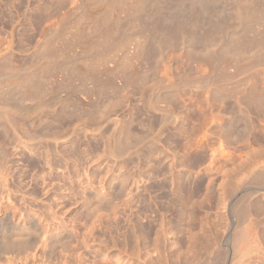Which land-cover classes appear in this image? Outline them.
I'll list each match as a JSON object with an SVG mask.
<instances>
[{
    "label": "rangeland",
    "instance_id": "1",
    "mask_svg": "<svg viewBox=\"0 0 264 264\" xmlns=\"http://www.w3.org/2000/svg\"><path fill=\"white\" fill-rule=\"evenodd\" d=\"M107 1L101 26L79 16L83 30L73 14L82 4L58 23L41 19L49 0L0 6V264H210L195 243L225 221L218 191L264 156V91L253 92L264 28L255 34L263 17L248 18L251 3L247 18L235 0H211L209 11L210 0H185V16L163 6L170 18H155L135 14L158 0Z\"/></svg>",
    "mask_w": 264,
    "mask_h": 264
},
{
    "label": "bare ground",
    "instance_id": "2",
    "mask_svg": "<svg viewBox=\"0 0 264 264\" xmlns=\"http://www.w3.org/2000/svg\"><path fill=\"white\" fill-rule=\"evenodd\" d=\"M23 1H26V0H23ZM23 1L22 0H13V3H15V2H17L18 4H20L21 6L22 5H24V3H23ZM68 1H70V3L68 4V2H67V0H49V3L48 4H45V3H41L42 5H46V6H44V8H45V10H44V12L47 10L48 11V13H47V15L46 16H42L41 17V19H48L49 18V21H47V20H45V21H47V22H51V21H53L54 19L52 18V20H50V18L51 17H54L55 19L58 17L60 20H63V21H65V20H67L68 18H71L72 19V17H69V15L71 16V13H70V11L72 10V9H74V7H72L71 8V6L73 5H75V7H76V9L75 10H72L73 12H75V11H77V5H79V6H81V4H82V6H84V8L83 7H81L80 8V11H81V13L82 14H79V11L78 12H76V13H73L74 15L76 14L77 15V13H78V19H80V15H82L83 17H81V19L82 18H86V17H91L90 19H91V21L93 22V25H94V27L96 26L97 27V25L96 24H98V26H101V23L100 22H102V21H105V20H102L101 19V21L99 22V20H97L98 18H100V16H101V14L100 13H106V12H104L105 10H107L108 8H110V1H107V0H99L98 2H97V4H92V5H95V6H90L91 4V2H90V0L88 1V0H68ZM90 2L89 4L88 3H84V2ZM92 1V0H91ZM144 1V0H143ZM188 1V0H187ZM190 1H194V0H190ZM190 1H188V3L190 2ZM197 1V0H196ZM209 1V0H208ZM214 2H215V0H213ZM235 1H237V2H235V4H236V6H237V10H238V12L239 13H241V14H244L245 16H243V17H245V18H247V16H248V13H246V11H248L247 10V8H249V7H251V5H252V7L254 8L253 10H251V8H250V10L251 11H254V12H251V13H249V16H248V18L251 16V14L253 15L254 13H255V16H256V19L258 18H261V17H263V18H261V23H260V21L258 22V25H256L257 27H259L258 28V30H257V28H256V30H255V34L257 33V32H259L260 30V27L262 26L263 28H264V0H235ZM249 2V3H251V5L248 7H245V4H247V3H245V2ZM33 1H31V3H32ZM37 2V1H36ZM95 3H96V1H94ZM93 1H92V3H94ZM198 2V1H197ZM200 2V1H199ZM210 2H211V0L209 1V2H207L206 3V5H204L203 7H205L206 9H207V7L209 8L210 6H207V5H209L210 4ZM217 2V1H216ZM222 2V1H221ZM21 3H23V4H21ZM39 3V2H38ZM68 4L67 6H69L68 8L70 9L69 11H66V10H68V8L66 7V5L65 4ZM113 3V2H112ZM138 5H140L139 4V2H138V0H137V2H136ZM141 3V2H140ZM184 3H185V0H177V1H175V0H158L157 2H155L154 1V3L150 6L151 8H147L148 10H146L145 11V9L146 8H144V4H145V2H144V4L142 5V8L141 9H139V8H136V9H139L138 10V14H135V15H139V14H145L144 12H146V14H148V15H151V16H156V17H160L161 18V16L162 17H169L170 18V16L168 15V13H167V10L164 8H162L163 6L164 7H166V6H168L169 8H171L170 6H174L172 9H173V11L176 13V11H178V12H180L181 14H183L184 13V9H183V5H184ZM191 3V2H190ZM203 3H205L204 2V0H203V2L201 3V4H203ZM213 3V2H212ZM244 3V4H243ZM2 4H4L5 6H7V8H8V6L9 5H11L12 3L10 2L9 3V0H0V6H2ZM9 4V5H8ZM26 4V3H25ZM30 4V2L28 1V5ZM41 4H40V7L41 8H39L40 9V11H42L43 10V7L41 6ZM72 4V5H71ZM85 4V5H84ZM198 4V3H197ZM216 4V3H215ZM238 4V5H237ZM16 5V4H15ZM20 5H18V7H20ZM37 5H39V4H37ZM134 5V4H133ZM186 5V4H185ZM212 5V4H211ZM5 6L3 7V8H5ZM34 6H36V4L34 5ZM135 6V5H134ZM141 6V5H140ZM155 6H157V7H159V10H157L156 9V7ZM198 6V5H197ZM213 6V5H212ZM218 6V5H217ZM10 7V6H9ZM29 8H31V6H28ZM28 7L26 6L25 8L26 9H28ZM63 7H66V10L65 11H63L62 9H63ZM114 6H112V8H113ZM135 7H137V6H135ZM135 7H133V8H135ZM244 7H245V11H243V12H245V13H242V11L240 10V9H243L244 10ZM2 8V9H3ZM12 8V7H11ZM13 8H14V6H13ZM25 8H22L23 10L25 9ZM36 8V7H35ZM34 8V9H35ZM37 8H38V6H37ZM112 8H110V9H112ZM169 8H167V9H169ZM200 8V7H199ZM211 8V7H210ZM209 8V9H210ZM0 9H1V7H0ZM1 9V10H2ZM10 8H8L7 10H9ZM14 9H17V6H16V8H14ZM42 9V10H41ZM79 9V8H78ZM114 9V8H113ZM113 9L111 10V11H113ZM117 9V8H116ZM116 9H115V11H116ZM172 9H170V10H172ZM187 9V8H186ZM193 9H195V8H192L191 10H193ZM218 9H219V7H218ZM235 9V10H236ZM6 10V9H5ZM4 10V11H5ZM32 10H33V8H32ZM123 10V9H122ZM134 10V9H133ZM169 10V11H170ZM236 10V11H237ZM9 11H11V9L9 10ZM15 11H17V10H15ZM19 11V10H18ZM21 11V10H20ZM30 11H31V9H30ZM46 11V12H47ZM128 11V10H127ZM188 10H186V12H187ZM202 11V10H201ZM207 11H209L208 9H207ZM214 11V10H213ZM1 12V11H0ZM6 12V11H5ZM4 12V15L6 14ZM28 12V11H27ZM43 12V13H44ZM45 12V13H46ZM116 12H118V11H116ZM116 12H115V14H116ZM124 12V11H123ZM129 12V11H128ZM127 12V13H128ZM204 12V11H203ZM205 12H206V10H205ZM210 12H211V10H210ZM218 12V11H217ZM14 13L16 14V12H12V15H14ZM25 13V12H24ZM23 12H21V13H19L21 16H22V14L23 15H25ZM42 13V14H43ZM102 13V14H103ZM109 13H111V12H109ZM135 13V12H134ZM188 14V17H189V12H187ZM10 14V13H9ZM19 14H17V17L19 16ZM29 14V13H28ZM28 14H27V17H28ZM41 14V15H42ZM72 14V15H73ZM108 14V13H107ZM114 13H112V15H113ZM119 14V13H118ZM124 14V13H123ZM142 14L141 15H139V16H141L142 17ZM177 14V13H176ZM185 14V13H184ZM183 14V15H184ZM202 13H200V14H198V15H201ZM212 15L214 14L213 12L211 13ZM3 15V16H4ZM30 15H31V13H30ZM94 15H98V17L97 18H94L93 16ZM100 15V16H99ZM109 15V14H108ZM107 15V17L110 19L111 17L110 16H112V15H110V16H108ZM121 15H122V12H121ZM127 14H125V16H126ZM130 15V14H129ZM134 15V14H133ZM135 15L133 16V18L135 17ZM182 15V16H183ZM217 15V14H216ZM234 15H237V14H234ZM238 15H240V14H238ZM237 15V16H238ZM95 16V17H96ZM150 16V17H151ZM173 16V15H172ZM185 16V15H184ZM241 16V15H240ZM254 16V15H253ZM26 17V18H27ZM40 17V16H39ZM44 17H46V18H44ZM66 17H68V18H66ZM105 16L104 15H102V18H104ZM106 17V19H108ZM116 17V16H115ZM129 17V16H128ZM137 17V16H136ZM153 17V18H154ZM155 17V18H156ZM197 17V16H196ZM200 17H202V15L200 16ZM199 17V18H200ZM10 18H12V17H10ZM66 18V19H65ZM74 18H76V16H74ZM74 18H73V20H74ZM84 18V19H85ZM117 18H118V16H117ZM120 18V17H119ZM131 18V17H130ZM132 18V19H133ZM148 18V17H147ZM152 18V19H153ZM183 19L185 18V17H182ZM193 18V17H192ZM192 18H191V20L190 19H186L187 21H188V23L190 24L191 22H192ZM251 18H253V17H251ZM13 19V18H12ZM11 19V20H12ZM80 19V23H78V22H75V24L76 23H78V24H76V25H78V27H81V26H83V25H81L80 26V24H84V22L86 23V21H83V20H81ZM87 19V18H86ZM85 19V20H86ZM89 19V18H88ZM93 19V20H92ZM94 19H96V20H94ZM134 19H136V18H134ZM139 19V18H138ZM180 19V18H179ZM201 19V18H200ZM240 18H239V16H238V19L236 18V20H238V21H240L239 20ZM254 19V18H253ZM253 19H251V20H253ZM262 19H263V22H262ZM60 20H59V24L61 23V24H63L62 22H60ZM69 20V19H68ZM67 20V21H68ZM123 20V19H122ZM131 20V19H130ZM146 20V19H145ZM160 20V19H159ZM164 20H167V19H164ZM176 20V19H175ZM189 20H190V22H189ZM250 20V21H251ZM260 20V19H259ZM42 21V20H41ZM55 21V20H54ZM54 21L52 22V23H54ZM58 20L56 19V22H57ZM76 21H77V19H76ZM88 21V20H87ZM94 21H96L95 22V24H94ZM110 21V20H109ZM109 21H106V23L107 22H109ZM201 21H202V19H201ZM204 21H206V20H204ZM256 20L254 19L253 20V22H255ZM258 21V20H257ZM12 22H14V21H12ZM56 22H55V24H52V25H54V26H56ZM82 22V23H81ZM89 22H90V20H89ZM98 22V23H97ZM155 22H156V20H155ZM184 22H186V21H184ZM183 22V23H184ZM242 22H243V20H242ZM244 22H246V21H244ZM17 23V22H16ZM58 23V22H57ZM66 23V22H65ZM64 23V24H65ZM100 23V24H99ZM102 23H104V22H102ZM157 23V22H156ZM187 23V22H186ZM196 23V22H195ZM249 23V22H248ZM32 24V23H31ZM88 24V23H87ZM90 24V23H89ZM163 24V23H162ZM161 24V25H162ZM192 24L194 25V22H192ZM243 24V23H242ZM257 24V23H256ZM58 25V24H57ZM86 25V24H85ZM106 25V24H105ZM180 25V24H179ZM198 25V24H197ZM208 25V24H207ZM206 25V26H207ZM14 26V25H13ZM61 26V25H60ZM75 26V25H74ZM103 26H104V24H103ZM102 26V31L103 32H105V30H103L106 26H104L103 27ZM156 26V25H155ZM163 26V25H162ZM181 26V25H180ZM188 26V25H187ZM195 26V25H194ZM244 26V25H243ZM48 27H50V26H48ZM76 27V26H75ZM78 27H76V28H78ZM85 27V26H84ZM84 27L82 28L81 27V30H83L84 29ZM89 27V26H88ZM91 27V26H90ZM186 27V26H185ZM185 27H184V29H185ZM191 27V26H190ZM252 27V26H251ZM261 27V28H262ZM75 28V29H76ZM101 28V27H100ZM180 28H182V27H180ZM180 28H177L178 30L180 29ZM208 28V27H207ZM245 28V27H244ZM51 29H53L52 27L51 28H49V30L51 31ZM57 29H58V27H57ZM73 29V28H72ZM96 28H94V30H95ZM107 29V28H106ZM167 29H169V28H167ZM184 29H182V30H184ZM250 29V28H249ZM49 30H46V31H48L49 32ZM54 30H55V28H54ZM74 30V29H73ZM80 28H78V31H79V33H80ZM101 30V29H100ZM99 29H97V32L95 33V31H93L95 34H97L98 33V31H100ZM165 30V29H164ZM175 30V29H174ZM208 30V29H207ZM246 30V29H245ZM24 31V30H23ZM44 31V30H43ZM56 31V30H55ZM61 31V30H60ZM75 31H77V30H75ZM78 31H77V33H78ZM91 31V30H90ZM90 31H88V32H90ZM102 31H101V33H102ZM186 31V30H185ZM197 31V30H196ZM195 31V32H196ZM198 31H199V29H198ZM201 31V30H200ZM247 31V30H246ZM264 31V29L262 30V32ZM45 32V31H44ZM107 32H109V28H108V31L106 30V32L105 33H107ZM154 32H156V30L154 31ZM162 32V31H161ZM160 32V33H161ZM169 32V31H168ZM188 32V31H187ZM190 32H192L191 30H190ZM259 33V34H264V33ZM22 33H24V32H22ZM47 33V32H46ZM73 33V32H72ZM78 33V34H79ZM85 33V32H84ZM83 33V34H84ZM92 33V32H91ZM100 33V34H101ZM171 33H173L172 31H171ZM208 33V32H207ZM63 34V33H62ZM76 34V33H75ZM77 34V35H78ZM103 35H104V33H102ZM108 34V33H107ZM189 34V33H188ZM195 34H197V33H195ZM202 34V33H201ZM47 35H48V33H47ZM58 35H60V34H58ZM88 35H89V33H88ZM94 35V34H93ZM93 35H92V38H93ZM106 35V34H105ZM164 35H165V32H164ZM171 35V34H170ZM194 35V34H193ZM257 35V34H256ZM255 35V37H258L259 39H260V37L259 36H261V35H258V36H256ZM55 36V35H54ZM63 36V35H62ZM72 36V35H71ZM80 36V35H79ZM78 36V37H79ZM84 36H85V34H84ZM90 36H91V34H90ZM101 36V35H100ZM150 36H151V33H150ZM154 36V35H153ZM177 36V35H176ZM190 36V35H189ZM195 36V35H194ZM193 36V37H194ZM197 36V35H196ZM195 36V37H196ZM201 36V35H200ZM200 36H199V38H200ZM50 37V36H49ZM74 37V36H73ZM72 37V38H73ZM81 37H83V35L81 36ZM80 37V38H81ZM104 37V36H103ZM155 37V36H154ZM202 37V36H201ZM239 37H240V35H239ZM242 37V36H241ZM240 37V38H241ZM47 38H48V36H47ZM88 38V37H87ZM96 38V37H95ZM151 38V37H150ZM174 38V37H173ZM176 38V37H175ZM263 38V37H262ZM68 39V38H67ZM77 39H79V38H77ZM86 39V38H85ZM154 39H156V38H153V40ZM257 40V41H260V40ZM82 40V39H81ZM80 40V41H81ZM91 40H93V39H91ZM53 41V40H52ZM77 40H75L74 42H76ZM155 41V40H154ZM160 41V40H159ZM206 41V40H205ZM239 41V42H238ZM244 41V40H243ZM247 40H245V42H246ZM257 41L256 42H254V44L255 45H259V44H257ZM163 42H164V40H163ZM234 42H236L237 44L238 43H240L241 42V40H236V41H234ZM233 42V43H234ZM43 43V41L40 43V44H42ZM46 43V42H45ZM48 43V42H47ZM47 43H46V45H47ZM50 43V42H49ZM81 43V42H80ZM88 43V42H87ZM92 43V42H91ZM90 43V44H91ZM159 43V42H158ZM158 43H156V44H158ZM232 43V44H233ZM236 43H235V45H236ZM252 43V42H251ZM241 44V43H240ZM250 44V43H249ZM45 45V46H46ZM73 45H76V44H73ZM245 45V44H244ZM9 46V45H8ZM34 46V45H33ZM41 46V45H40ZM44 46V45H43ZM44 46V47H45ZM242 46H243V44H242ZM249 46H251V45H249ZM244 47V46H243ZM242 47V48H243ZM252 47V46H251ZM41 48V47H40ZM46 48V47H45ZM240 48V47H239ZM241 48V49H242ZM11 49V48H10ZM240 49V50H241ZM243 49H245V48H243ZM253 50H255V49H253ZM40 51V50H39ZM62 51V50H61ZM230 51V50H229ZM234 51V50H233ZM232 51V52H233ZM260 51V50H259ZM255 52V53H260V52ZM10 52V51H9ZM227 52V51H226ZM232 52H231V54H232ZM242 52V51H241ZM253 52V51H252ZM254 52H253V54H254ZM262 53V52H261ZM230 54V53H229ZM234 54H235V56H236V53H234L233 52V55L232 56H234ZM243 54V53H242ZM8 55V54H7ZM247 55V54H246ZM258 55V54H257ZM253 56V57H256V58H259L258 56ZM226 56V55H225ZM260 56V59H261V54L259 55ZM262 56H264V55H262ZM50 57V56H49ZM245 57V56H244ZM249 57V56H248ZM250 58V57H249ZM38 59V58H37ZM237 59V58H236ZM2 60V59H1ZM7 60V59H6ZM49 60V59H48ZM254 60H255V58H254ZM9 61V60H8ZM237 61V60H236ZM259 62V61H258ZM238 63V62H237ZM255 63V62H254ZM5 64V63H4ZM3 64V65H4ZM263 64V63H262ZM255 66V65H254ZM28 73V72H27ZM258 75V74H257ZM263 76H264V74H263ZM259 76H257V78L255 79L256 81L254 82V84H253V81H252V84L254 85V90H253V92H255L256 93V95L257 94H259L260 93V89L261 88H263L262 90L264 91V80H263V83H261L262 81L260 80L261 78H258ZM264 79V78H263ZM31 83V82H30ZM31 85V84H30ZM39 85V84H38ZM252 85V86H253ZM253 89V88H252ZM245 91V90H244ZM259 91V93H257V92ZM255 93H254V95H255ZM37 94H38V92H37ZM262 95H263V93H261ZM254 97V96H253ZM260 97V96H259ZM240 99H242V98H240ZM251 99V98H250ZM243 100V99H242ZM256 101V100H255ZM251 102V101H250ZM257 102V101H256ZM261 104H259V106H260ZM262 106V105H261ZM244 115V114H243ZM243 115H241V116H243ZM248 116V115H247ZM231 117V116H230ZM228 120V119H227ZM230 121H227V123H225V121H224V124H222L221 126H220V138L222 139V138H225V137H227V136H229V135H231L230 134V132H232V127H231V124H230V122H231V119H229ZM249 120V119H248ZM256 122V121H255ZM258 125L256 126V130H257V133L256 134H258V132L259 133H262L263 135H264V113H262V115L260 116H258V123H257ZM246 127H248V126H246ZM219 129V128H218ZM246 129H248V128H246ZM209 130V129H208ZM246 132V131H245ZM244 132V133H245ZM255 133V132H254ZM246 134H248V133H246ZM61 135V134H60ZM206 136H207V140H208V143L210 142V140H209V138H208V136H210L208 133H206L205 134ZM232 136V135H231ZM241 137H242V135H241ZM240 137V138H241ZM256 137H257V135H256ZM261 137V136H260ZM264 137V136H263ZM243 138V137H242ZM260 139V138H259ZM258 139V140H259ZM264 139V138H263ZM248 140V139H247ZM249 141V140H248ZM199 142V141H198ZM204 142V141H203ZM203 142H201V143H203ZM255 142V141H254ZM257 142V141H256ZM194 143V142H193ZM197 143V142H196ZM206 144L205 145H201V146H203V148H204V152H205V150H206V148L208 147V145L209 144H207V142H205ZM260 143V142H259ZM264 144V143H263ZM258 145V144H257ZM200 146V145H199ZM262 146V145H261ZM192 147V148H191ZM188 149H190V151H192V153L194 154L195 153V149H194V145H192L191 146V144H190V148H188ZM208 149V148H207ZM258 149V148H257ZM202 150V149H201ZM200 150V151H201ZM209 150V149H208ZM207 151V150H206ZM223 151V150H222ZM221 151V154L222 155H224V151L222 152ZM255 151V150H254ZM260 151H261V149H260ZM202 152H203V150H202ZM198 153H200V152H198L197 151V153L196 154H198ZM213 153V152H212ZM251 153V152H250ZM254 153V152H253ZM263 153H264V151H263ZM193 154H192V156H193ZM214 154V153H213ZM231 154V153H230ZM260 154V153H259ZM259 154H257V155H259ZM187 155V154H186ZM195 155V154H194ZM202 155H204L203 153H202ZM201 156V155H200ZM198 157V156H197ZM217 157V156H216ZM236 157V156H235ZM202 158H203V156H202ZM251 158V157H250ZM196 159H198V158H196ZM254 160L253 161H251V165H249L252 169H251V173H250V175L249 176H246V177H242V178H240V179H235L236 181H234L232 184H231V186H230V184H229V188H228V186H227V188H225L224 186H222V187H224V191H222L221 189H220V191L221 192H219L218 191V200H219V202H217V203H219V206H220V209L224 212V215H225V221L224 222H222L223 224H221L220 225V227L217 229V230H215L216 229V227H215V229H214V231L212 232V231H210V232H212L211 234H209L208 236H207V241H203V239L201 240L200 238H199V241H198V238H196L197 239V241L196 242H200V241H202V242H204V243H201L200 245L202 246H200L198 243H195V245H197L196 246V248H198V249H202V250H199L200 252L202 251V253L203 254H201V258L200 259H202V255H204V258L206 259V261L208 262V263H210V264H223V263H225V262H227V260H228V258H232V263H228V264H264V156H262V153H261V155H259V156H257V157H255V158H253ZM195 160V159H194ZM199 160H201V159H199ZM194 162V161H193ZM195 163V162H194ZM250 163V162H249ZM175 164V163H174ZM181 165V164H180ZM210 165V164H209ZM193 166V165H192ZM250 167H248V169L250 168ZM171 168V167H170ZM188 168V167H187ZM190 172V171H189ZM195 173V172H194ZM192 174V173H191ZM196 174V173H195ZM249 174V173H248ZM238 176V175H237ZM241 176H244L243 174H240V177ZM188 177V176H187ZM193 180V179H192ZM194 181H195V179H194ZM137 182V181H136ZM192 182V181H191ZM196 182V181H195ZM191 183L192 184V186H191V191H190V195H188V199H189V197H190V200H191V203H192V205H193V207H194V205H195V203L197 202V201H195L196 199V196H197V194L199 193L198 191V193H196V186L197 185H200L199 183ZM198 182V181H197ZM226 184V183H225ZM223 185V184H222ZM227 185V184H226ZM201 186V185H200ZM211 186V185H210ZM187 187V186H186ZM161 188V187H160ZM197 188H198V186H197ZM198 189H200V191H201V188H198ZM227 189V190H226ZM205 196V195H204ZM210 196V195H209ZM208 196V197H209ZM201 197V196H200ZM199 197V198H200ZM216 197H217V195H216ZM198 198V197H197ZM207 198V197H206ZM197 200H199V199H197ZM202 201H203V199H202ZM209 201V200H208ZM190 202V201H189ZM216 202V201H215ZM198 203V202H197ZM200 207V206H199ZM219 208V207H218ZM194 208H192V211H194L193 210ZM219 210V209H218ZM198 211V210H197ZM205 212V211H204ZM221 212V211H220ZM193 214H195V213H193ZM222 214V213H221ZM193 217V216H192ZM160 225V224H159ZM197 226V225H196ZM196 230V229H195ZM201 230V229H200ZM206 230V229H205ZM204 230V231H205ZM202 231V230H201ZM207 231V230H206ZM200 232V231H199ZM197 233V232H196ZM191 234H193V233H191ZM203 234V233H202ZM204 236V235H203ZM194 237V236H193ZM198 237H199V235H198ZM190 238H191V236H190ZM195 238V237H194ZM12 241V240H11ZM12 245H13V243H12ZM191 245H193L192 246V248L195 246L193 243L191 244ZM198 245H199V247H198ZM15 246H17V245H15ZM21 246V245H20ZM201 247V248H200ZM195 247H194V250L192 249V252L193 251H195V249H196ZM198 249H196V251L195 252H198L199 253V251H198ZM36 250V249H35ZM193 254H196V253H194L193 252ZM198 255V254H197ZM200 255V254H199ZM198 255V257H200ZM194 256V255H193ZM195 258H197L196 257V255L194 256ZM204 258H203V261H204ZM199 259V260H200ZM5 260V259H4ZM198 263V262H197ZM205 264V263H204Z\"/></svg>",
    "mask_w": 264,
    "mask_h": 264
}]
</instances>
